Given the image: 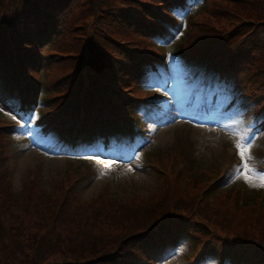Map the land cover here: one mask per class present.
<instances>
[{
	"label": "trees",
	"instance_id": "16d2710c",
	"mask_svg": "<svg viewBox=\"0 0 264 264\" xmlns=\"http://www.w3.org/2000/svg\"><path fill=\"white\" fill-rule=\"evenodd\" d=\"M206 1L211 0H0V90L14 99L21 116L13 120L16 127L10 128V120L0 126V186L4 180L10 188L2 144L7 129L10 139L12 128L25 126L44 136L56 131L60 141L83 138L93 145L108 131L120 136L124 148H131L144 136L140 124L149 126L139 114L150 101V91L165 82L164 63L188 70L176 83L192 95L230 89L226 97L242 106L252 120L253 136L263 139L264 0H234L244 4L243 14L224 9L225 19H214L215 24L194 17ZM247 10L255 13V20L246 16ZM187 34L190 40L184 44ZM58 39H65L63 47L57 46ZM208 68L213 78L204 87L201 76ZM48 70L55 79L48 83L56 88L60 105L49 116L39 104L45 92L39 76ZM154 74L161 77V86L148 88L146 82ZM255 154L264 165V149ZM232 170L230 166L219 172L221 179ZM255 171L264 174V168ZM255 190L263 199L264 186ZM235 193L244 200L245 194ZM26 197L25 192L22 203L16 202L0 189V264H157V249L174 247L188 234L196 248L192 260L211 256L231 264H264L260 207V219L254 216L243 223L237 216L228 220L211 205L178 201L151 224H104L99 227L106 228L97 231L89 228L95 223L88 220L100 219L107 211L83 208L72 213L73 222L65 218L57 225L55 219L44 227L43 220L32 218L35 210ZM78 221L83 237L72 238L69 232Z\"/></svg>",
	"mask_w": 264,
	"mask_h": 264
},
{
	"label": "rangeland",
	"instance_id": "374dc122",
	"mask_svg": "<svg viewBox=\"0 0 264 264\" xmlns=\"http://www.w3.org/2000/svg\"><path fill=\"white\" fill-rule=\"evenodd\" d=\"M243 6L244 4L235 3L234 0L206 1L194 17L199 20L207 19L215 24L214 19H225L222 13L224 9L243 14ZM246 6L250 10V5ZM251 9H254L253 6ZM248 10L246 16L255 20V13H249ZM256 14L259 13L256 11ZM71 15H67L68 22L71 21ZM64 40H56L57 46L63 47ZM189 40L187 34L183 43L186 44ZM58 47L53 50L58 51ZM163 67L166 69V80L174 81L173 95L183 94V86L179 88L175 82L188 70L175 64L169 66L164 63ZM50 71L39 76L45 89L39 98V104L46 108L42 114L48 113L47 116L60 107L54 97L56 88L53 89L48 83L55 81L50 76ZM53 72L56 73V69ZM211 76L207 71L203 82H207ZM148 81L155 82V75ZM165 86L154 89L151 101L145 103L139 118L151 125L145 130L143 128L145 136L135 142L136 150L129 149V153L122 151V145L112 148L105 145L102 149L106 151L93 145L68 147L62 144L57 148L51 145L58 138L56 135H48L51 141L47 142L37 133L31 134L23 127L14 128L10 139L8 129H3L2 144L6 145L5 154L8 159L4 165L8 168L10 188L3 180L0 189L5 195H10L11 199L14 196L15 201L21 203L26 192L25 199L32 201V210H35V217L32 218L43 220L44 227L55 219L57 225L63 224L65 218L73 222L72 213L83 208H94L107 211L108 214L100 219H89V223H95L89 227L91 229H105L106 227H99L104 224H138L139 228L144 223L151 224L152 220L155 221V217L168 209L169 205L177 207L178 201H194L199 203V207L211 205L214 211L226 213L228 220L234 221L233 218L237 216L236 219L243 223L254 216L257 220L260 219L256 215V210L260 207L258 212L264 222V198L253 192L260 188V177H264V174L255 171L257 167L264 168L255 157L256 151L264 149V138L256 141L250 139V117L243 115L241 107L230 105L231 102L222 106L221 99L208 103L214 107V112L221 106L218 113L205 110L207 103L201 99L199 105L194 103L196 100H191L187 108L184 95L172 102ZM14 102L12 97L5 98L0 90V126H4L5 120H10V128L12 125L16 126L13 120L21 116L16 114ZM151 113L155 114L153 119H149ZM241 135L244 136L242 141ZM238 142L245 145L246 152L243 158L245 163L239 168L234 164H239L241 160L239 150L235 147ZM106 164L110 166H102ZM230 166L234 170L221 179L219 172ZM245 176L248 178H243ZM224 184L230 186L228 188L231 190L224 191ZM235 191L245 194L244 200L235 196ZM81 213L88 214L86 211ZM193 224L196 223H190L191 226ZM78 227L79 221L77 227L72 226L70 237H83ZM126 232L127 230L124 231ZM191 232L195 236L194 227ZM209 232L213 234L211 228ZM201 236L203 239L206 237L203 234ZM95 237L98 235L95 234ZM193 241L189 234L184 235L176 248L157 249L154 258L158 264H189L196 251ZM224 245L225 243L221 244ZM213 261L210 256L203 264H214Z\"/></svg>",
	"mask_w": 264,
	"mask_h": 264
},
{
	"label": "snow or ice",
	"instance_id": "6c2138e0",
	"mask_svg": "<svg viewBox=\"0 0 264 264\" xmlns=\"http://www.w3.org/2000/svg\"><path fill=\"white\" fill-rule=\"evenodd\" d=\"M244 139V136L241 135L240 136V140L242 141ZM235 147L239 150V154L241 156V158L243 159L246 155V152H245V145L243 143H236ZM250 147V146H249ZM245 167H247V165H245ZM251 171V170H250ZM245 179H247L248 177L245 176L243 177ZM260 180H261V186H264V177H260Z\"/></svg>",
	"mask_w": 264,
	"mask_h": 264
}]
</instances>
